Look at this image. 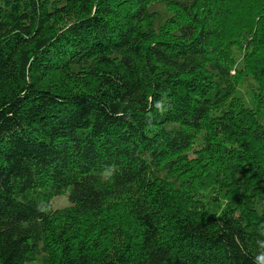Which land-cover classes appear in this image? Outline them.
I'll use <instances>...</instances> for the list:
<instances>
[{
    "label": "trees",
    "instance_id": "obj_1",
    "mask_svg": "<svg viewBox=\"0 0 264 264\" xmlns=\"http://www.w3.org/2000/svg\"><path fill=\"white\" fill-rule=\"evenodd\" d=\"M262 232L264 0H0V264H264Z\"/></svg>",
    "mask_w": 264,
    "mask_h": 264
},
{
    "label": "rangeland",
    "instance_id": "obj_2",
    "mask_svg": "<svg viewBox=\"0 0 264 264\" xmlns=\"http://www.w3.org/2000/svg\"><path fill=\"white\" fill-rule=\"evenodd\" d=\"M150 10H154L157 12V19L155 20V26L163 23L168 17L169 14L167 13L164 5L162 3H153ZM69 199L66 194L54 196L52 199V207L53 208H60L69 205ZM28 264H47V257L45 253H39L36 255V258L33 261L28 262Z\"/></svg>",
    "mask_w": 264,
    "mask_h": 264
},
{
    "label": "clouds",
    "instance_id": "obj_3",
    "mask_svg": "<svg viewBox=\"0 0 264 264\" xmlns=\"http://www.w3.org/2000/svg\"><path fill=\"white\" fill-rule=\"evenodd\" d=\"M261 235H264V232H262ZM258 243H259V241H258Z\"/></svg>",
    "mask_w": 264,
    "mask_h": 264
}]
</instances>
